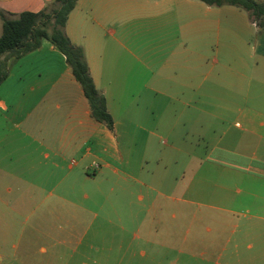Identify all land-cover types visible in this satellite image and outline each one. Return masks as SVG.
Masks as SVG:
<instances>
[{"label":"crops","instance_id":"obj_1","mask_svg":"<svg viewBox=\"0 0 264 264\" xmlns=\"http://www.w3.org/2000/svg\"><path fill=\"white\" fill-rule=\"evenodd\" d=\"M53 1L0 0V15L40 13ZM179 5L185 13L175 10ZM195 9L202 11L198 17ZM247 22L255 28L254 39ZM66 33L85 50L115 130L92 118L66 56L51 42L10 67L0 85V264L99 260L65 249L83 244V213L98 205L99 196L112 204L119 182L131 200L124 228L136 231L126 254L134 253L137 239L152 247L140 249L142 258L184 254L176 213L165 233L160 220L141 219L133 211L147 212V202L156 208L166 185H173L170 169L151 174L150 163L177 164L172 151L179 143L190 147L196 136L234 154L210 158L219 172V206L209 205L214 213L204 216L211 239L201 241V264H264V29L241 8L197 0H79ZM151 33L157 47H146ZM143 134L146 150L137 157ZM160 142L171 148L167 155H157ZM244 143L253 154L231 150ZM186 154L187 169L201 160ZM211 168L202 165L198 180H210ZM179 188L177 180L169 190L177 194ZM189 192L194 190L188 186L184 193ZM179 202L194 204L189 198ZM190 218L198 220L195 213ZM188 242L185 237L182 243Z\"/></svg>","mask_w":264,"mask_h":264},{"label":"rangeland","instance_id":"obj_2","mask_svg":"<svg viewBox=\"0 0 264 264\" xmlns=\"http://www.w3.org/2000/svg\"><path fill=\"white\" fill-rule=\"evenodd\" d=\"M193 1V0H192ZM195 1V0H194ZM199 2V0H197ZM179 10L175 8L176 11L180 13H185L186 8L179 5ZM195 11V16L198 17L199 13L202 11ZM247 21V20H246ZM250 26L251 36L250 39H254L252 32L254 31V27L251 26L249 22H247ZM258 37V36H256ZM146 47H157L158 44L156 42L155 34L151 33L146 35L145 37ZM254 45V43H253ZM138 146L135 148V154L137 157L144 154L146 150V142L147 136L145 134L142 135L141 138L138 136ZM120 146L122 149L125 147V141L123 140L122 134L119 136ZM195 141L189 145L190 147H184L181 143L177 145V152L172 151L173 155L176 157L178 161L177 164H173V162L165 163L164 165L157 166V163H150L148 166L149 173H157L159 174L161 171H165V168L170 169L172 172L171 175V184H175L177 180L179 181V191L177 194H174L172 190H169L173 185H166L164 188V197H160L159 201L156 205V208L151 209L149 203L147 202V212H138L133 211L134 214L139 215L141 219H148V221L157 222L161 221L163 224V230L167 233L165 228L166 223L170 222L172 219L171 216L173 213H176V231L178 234L179 246H183L184 254L178 255V251L169 253L167 259L164 260H154L149 258H142L139 256L140 249L145 248L147 251L151 248L146 247L145 244L140 240H135L130 251H134L136 254L130 256V254H126V248L128 245L132 243L133 234L136 232L134 228H128L127 231L123 225V218H126V215H131V211H127L128 205L131 200L130 197L128 200L126 194H124V189L126 185L122 182H119V185H115L117 191L119 193L114 194L112 197L113 203L110 204L106 202V197L99 196L98 197V205L89 207V212L83 213V221L81 225V232L84 233L88 231V236L84 238L83 244L78 246L79 244H72L69 249H65L67 251H72L73 249H79L81 252H87V254L91 253L93 256L99 258V260H88V264H201L200 254L204 251V246L206 244H202L201 241H208L211 239L205 231V228L208 226L210 221L205 219V215H211L214 213L211 211L208 206H219V196L217 189V177H218V169H213V162H210V158H218L223 157L224 155H234L232 153H224L221 152L220 149H214L213 147H209L208 142H205L199 139L197 136L194 138ZM157 155L160 156L167 155L169 151H171L170 147H166L162 142L157 143L156 147ZM236 151L237 153L243 152L247 155L253 154L254 149L249 148L246 144H243L242 148L231 149ZM190 153L196 155L199 160L198 162H194L187 169V154ZM232 152V151H231ZM203 160V161H202ZM209 162H206V161ZM204 166V169L208 167H212L210 169L211 179L202 183L201 180H198L197 174L202 172H198L200 168ZM159 172V173H158ZM101 185L100 187H102ZM190 187L194 190V193L186 196L184 193V189L186 187ZM137 189V190H136ZM140 187H133V191H138ZM171 197L175 198V200L171 199ZM189 198L194 202L193 206L188 204H184L179 202L180 199ZM126 205V206H125ZM160 207H164V210H161ZM150 208V211L148 209ZM135 209V208H132ZM192 213L197 215V219L195 223H191ZM145 216L143 218V216ZM126 221V219L124 220ZM125 223V222H124ZM190 230L192 233L189 235L187 231ZM138 235V234H137ZM84 236V235H83ZM185 237L188 238V245L183 244ZM198 241V244L192 243V241ZM78 241V240H76ZM126 257V258H123ZM123 259V260H122Z\"/></svg>","mask_w":264,"mask_h":264},{"label":"trees","instance_id":"obj_3","mask_svg":"<svg viewBox=\"0 0 264 264\" xmlns=\"http://www.w3.org/2000/svg\"><path fill=\"white\" fill-rule=\"evenodd\" d=\"M79 0H54L40 13L25 12L17 19L2 17L0 37V85L7 79L10 67L23 56L42 47L44 41L66 56L77 82L82 86L90 104L92 118L110 131L115 122L108 111L105 95L99 91L90 74L85 50L72 43L66 33L71 13ZM209 7L233 6L247 11L251 20L264 29V3L256 0H199Z\"/></svg>","mask_w":264,"mask_h":264},{"label":"built area","instance_id":"obj_4","mask_svg":"<svg viewBox=\"0 0 264 264\" xmlns=\"http://www.w3.org/2000/svg\"><path fill=\"white\" fill-rule=\"evenodd\" d=\"M96 167H98L97 165H95Z\"/></svg>","mask_w":264,"mask_h":264}]
</instances>
